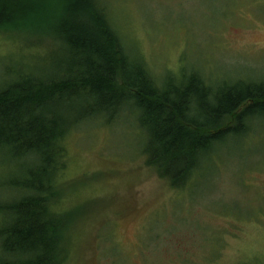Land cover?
<instances>
[{
	"label": "rangeland",
	"instance_id": "374dc122",
	"mask_svg": "<svg viewBox=\"0 0 264 264\" xmlns=\"http://www.w3.org/2000/svg\"><path fill=\"white\" fill-rule=\"evenodd\" d=\"M108 2L123 45L159 80L195 69L214 86L264 82V0ZM38 39L0 33V89L64 59ZM124 119L66 140L62 208L77 221L67 264H264V127L173 189L146 164L138 116ZM22 169L0 149V185Z\"/></svg>",
	"mask_w": 264,
	"mask_h": 264
},
{
	"label": "trees",
	"instance_id": "16d2710c",
	"mask_svg": "<svg viewBox=\"0 0 264 264\" xmlns=\"http://www.w3.org/2000/svg\"><path fill=\"white\" fill-rule=\"evenodd\" d=\"M108 1L0 0V33L38 36L64 57L0 89V149L23 168L0 185V264L70 259L77 221L62 208L70 133L137 115L147 166L177 189L264 127V82L214 86L195 69L159 80L123 45Z\"/></svg>",
	"mask_w": 264,
	"mask_h": 264
}]
</instances>
